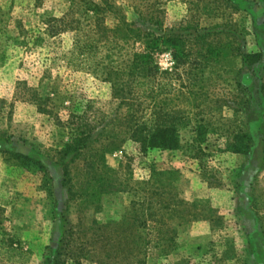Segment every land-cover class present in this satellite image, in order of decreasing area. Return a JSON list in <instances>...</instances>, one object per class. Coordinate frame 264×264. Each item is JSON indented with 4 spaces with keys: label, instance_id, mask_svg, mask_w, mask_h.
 <instances>
[{
    "label": "rangeland",
    "instance_id": "rangeland-1",
    "mask_svg": "<svg viewBox=\"0 0 264 264\" xmlns=\"http://www.w3.org/2000/svg\"><path fill=\"white\" fill-rule=\"evenodd\" d=\"M113 1L137 26L132 6L151 15L154 34L188 40L176 50L184 65L170 46L153 52L154 86L165 80L171 91L144 110L149 126L160 105L178 117L180 147L141 153L104 70L66 64L74 19L85 26L81 0H0V239H15L0 242V264H264V0ZM244 73L251 86L240 83ZM88 130L93 141L80 155L63 156ZM92 162L107 185L94 196ZM151 166L177 172L170 190L183 206L164 217L175 246L145 252L138 236L152 219L139 216L145 194L133 189Z\"/></svg>",
    "mask_w": 264,
    "mask_h": 264
},
{
    "label": "trees",
    "instance_id": "trees-1",
    "mask_svg": "<svg viewBox=\"0 0 264 264\" xmlns=\"http://www.w3.org/2000/svg\"><path fill=\"white\" fill-rule=\"evenodd\" d=\"M139 1L144 6H149L148 0ZM157 3L160 4L161 0H158ZM77 5L80 8V16L85 21V26L81 27L80 19H74L76 24L70 27L73 37L71 47L65 55L66 64L87 71L100 68L104 70V80L110 84L112 96L119 100L120 105H125L127 108V113L124 115L127 134L130 140L137 144L141 153L145 154L155 149H178L180 137L174 125L178 117L173 116V112L167 113L164 105H160L157 110L153 111L157 118L155 125L149 126L144 119V110L150 107V101L156 96L166 95L171 91L170 83L165 80H160L154 86L159 73L153 52L170 46L173 49L175 63L184 65L185 57L178 56L176 50L186 44L188 40H185L180 33L154 34L148 27L152 19L151 15L148 12L137 11L135 6L130 8L134 9L138 16V20L141 22L139 26L135 21L127 19L113 0H99V2L81 0ZM108 15H113V18L117 20L113 27H108L105 24V17ZM102 52H104L103 57H99L98 54ZM243 56L246 62H250L252 58L259 57L260 54H243ZM252 79L251 75L244 73L240 83L248 87L251 86ZM83 118L84 115H69L70 122H77ZM202 130L203 127L200 125L195 129L196 140L203 136ZM92 138L90 130L80 132L71 144L66 145L63 156H68L71 153H74L75 157L80 155L79 152L93 141ZM16 157L29 163H39L27 155L16 153ZM98 158L99 164L101 162L103 164L104 156ZM39 164L42 166L41 163ZM95 164V162L89 164L92 171L89 183L93 182L96 185V190L90 196L103 192L107 187L105 180L103 182L102 177L96 173ZM103 166L106 172H114L110 167H107L105 162ZM67 172L68 169L64 166V173ZM176 173V171L170 170L158 171L154 166H151L149 178L138 181L133 189L136 194H145L135 202L140 210L139 216L141 217L147 212V217L152 219L151 223L143 221L141 223V234L144 235V239L138 236V240L140 238L141 241L137 243L139 245L137 248L140 250L148 252L150 249L173 248L175 246L177 231L166 224L164 217L177 214L180 210L179 206H183L177 194L170 190L172 179H176ZM1 234L0 242L3 246L13 247L15 242L13 235ZM52 264L57 263L52 261ZM137 264H145V259L138 260Z\"/></svg>",
    "mask_w": 264,
    "mask_h": 264
}]
</instances>
